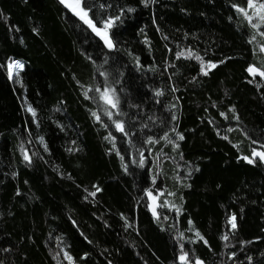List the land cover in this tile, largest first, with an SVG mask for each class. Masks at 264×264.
<instances>
[{"label": "trees", "instance_id": "1", "mask_svg": "<svg viewBox=\"0 0 264 264\" xmlns=\"http://www.w3.org/2000/svg\"><path fill=\"white\" fill-rule=\"evenodd\" d=\"M86 3L121 15L114 49L60 0H0V262L264 264V76L247 70H264V25L233 7L247 0Z\"/></svg>", "mask_w": 264, "mask_h": 264}, {"label": "snow or ice", "instance_id": "2", "mask_svg": "<svg viewBox=\"0 0 264 264\" xmlns=\"http://www.w3.org/2000/svg\"><path fill=\"white\" fill-rule=\"evenodd\" d=\"M141 2L147 6L149 3V0H141ZM60 3L63 4L66 8H68L75 16H77L81 21H83L84 24H86L91 30L92 32H94L96 34V36H98L100 38V40L103 41L104 46H106L107 49H114L116 47V44L114 43L113 37H114V33L111 32V30L113 29L114 25L121 20V15H109L107 18L101 20V21H97L94 20V18L90 15V13L93 12V7L89 6L86 3V0H60ZM100 8H104L106 7L105 4L101 3L99 5ZM233 7L237 8L238 11L242 12L245 16V18L247 19V21L249 22V24H251L252 28L256 29L257 31L260 30L261 25H264V0H247V9L251 10V14H249V11L246 10L245 8L240 7L239 5H233ZM135 9L133 8H128L127 11L128 12H132ZM125 10L123 8L120 9V13L123 14ZM254 19L257 22H253ZM98 24L100 26H98ZM261 36H264V31L260 32ZM252 40H255V36L252 37ZM252 40H250L249 42L251 43ZM260 50L261 52H264V44L260 45ZM183 55L182 53H177V56H181ZM197 60H200L201 58L199 56L196 57ZM223 61H221L222 63ZM105 63H107V60H105ZM137 63H139V60H137ZM24 65L19 61V60H13L11 58H9V62L7 65L8 68V76L9 78H11L13 76V73L15 70L21 69L23 68ZM216 64L209 62L207 67H205L203 64L201 65V71L207 75L208 71L207 69L209 68H215ZM248 72H250L252 75H256L257 73H259L260 76H264V70H261L260 68L256 67V66H249V68L247 69ZM100 75L102 76H107V73L105 72H101ZM96 91L99 92L100 98L107 104L109 105L112 109H118L120 106V101L119 98L115 95L116 89L114 88H108V87H104L102 90L101 88H96ZM162 92H157L156 95H162ZM85 95L87 96V93H85ZM30 112L33 113V115H35V110L32 109L31 107H29L28 109ZM234 110V109H233ZM93 116H96L97 120L100 119V117L93 112L92 113ZM108 118L110 120H112L113 118V113L112 112H107L106 113ZM221 115H224V113H221ZM237 119H239V117H236ZM173 120L176 119L175 116L172 117ZM115 129L121 133H123L124 135H128V132L125 129V123L123 120L120 119H115L113 120ZM173 131H175V129H173ZM178 137L180 140L184 139V136L180 133H177ZM227 138V137H225ZM113 139H115L113 137ZM162 139L164 140H168L169 143H174L173 141H171L169 139L168 133L165 132ZM148 142H154L152 137L149 136L148 137ZM253 143H255V141H253ZM174 146L176 148L179 147V144H174ZM252 157H258L261 161H264V151H259L257 149H253L252 150ZM24 159L26 161L30 160V157L25 154L24 155ZM243 159L247 160L248 163H255V160L245 156L243 157ZM143 163V159H141V164ZM198 170V169H197ZM96 191H100V189L97 187ZM91 195L95 196L96 192L91 193ZM148 195L150 197H152V193L149 192ZM153 201H155V197H152ZM153 214L155 215V210H153ZM236 216L235 214H233L230 217V224H231V228L233 230H235L237 228V223H236ZM189 223H191V221H189ZM196 236L200 238V240H202L205 244L208 243V241L200 234L199 231L196 232ZM228 235L225 234L222 236L223 240H228ZM243 243H249V242H243ZM232 256H235V252L231 253ZM65 258L68 259L70 262L72 261V257L70 255H68V253H65ZM180 260L183 262V264H189V254L187 252H181L180 255ZM249 260H251V257H248ZM0 264H2V262H0ZM195 264H204V261H202L200 258H196L195 260Z\"/></svg>", "mask_w": 264, "mask_h": 264}, {"label": "rangeland", "instance_id": "3", "mask_svg": "<svg viewBox=\"0 0 264 264\" xmlns=\"http://www.w3.org/2000/svg\"><path fill=\"white\" fill-rule=\"evenodd\" d=\"M94 34H95V33H94ZM95 35H96V34H95ZM97 37H98V36H97ZM98 38H99V37H98ZM101 41H102V40H101ZM102 42H103V41H102ZM7 65H8V64H7ZM6 69H7V74H8V68L6 67ZM18 70H19V69H18ZM16 71H17V70L14 71L13 76H12L10 79L14 78ZM8 77H9V76H8ZM174 264H176V263H174Z\"/></svg>", "mask_w": 264, "mask_h": 264}, {"label": "water", "instance_id": "4", "mask_svg": "<svg viewBox=\"0 0 264 264\" xmlns=\"http://www.w3.org/2000/svg\"><path fill=\"white\" fill-rule=\"evenodd\" d=\"M253 158H254V157H253ZM262 162L264 163V161H262ZM154 208H155V204L152 205V209H154Z\"/></svg>", "mask_w": 264, "mask_h": 264}]
</instances>
